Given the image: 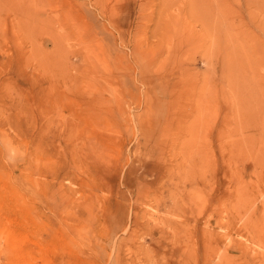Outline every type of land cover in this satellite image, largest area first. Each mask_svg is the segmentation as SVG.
<instances>
[{
	"label": "rangeland",
	"instance_id": "1",
	"mask_svg": "<svg viewBox=\"0 0 264 264\" xmlns=\"http://www.w3.org/2000/svg\"><path fill=\"white\" fill-rule=\"evenodd\" d=\"M263 240L264 0H0V264Z\"/></svg>",
	"mask_w": 264,
	"mask_h": 264
},
{
	"label": "bare ground",
	"instance_id": "2",
	"mask_svg": "<svg viewBox=\"0 0 264 264\" xmlns=\"http://www.w3.org/2000/svg\"><path fill=\"white\" fill-rule=\"evenodd\" d=\"M194 180H195V179H194ZM196 183H197V182H196ZM196 183H195V184H196ZM203 230H204V229H203ZM204 232H205V231H204ZM205 234H206V233H205ZM263 241H264V240H263ZM263 241H262V242H263ZM204 243H205V242H204ZM204 248H206V246H205ZM217 250H218V249H217ZM204 253H205V252H204ZM213 255H214V254H213ZM205 257H206V256H205ZM221 259H222V258H221ZM210 260H211V258H210ZM205 262H206V259H205ZM218 262L220 263V261H218ZM218 262H217V263H218Z\"/></svg>",
	"mask_w": 264,
	"mask_h": 264
}]
</instances>
